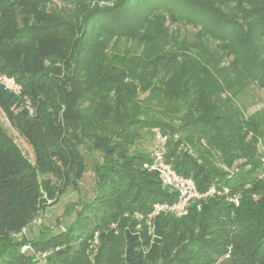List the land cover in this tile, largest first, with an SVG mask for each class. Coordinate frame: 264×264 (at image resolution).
<instances>
[{
	"label": "trees",
	"instance_id": "obj_1",
	"mask_svg": "<svg viewBox=\"0 0 264 264\" xmlns=\"http://www.w3.org/2000/svg\"><path fill=\"white\" fill-rule=\"evenodd\" d=\"M47 1L0 0V73L21 86L15 95L0 85V110L34 158L0 122V264H34L22 244L52 249L55 264H91L84 251L95 232L92 264H264V117L233 100L251 81L264 88V0H63L75 5L73 25L43 15ZM187 24L197 27L192 36L180 34ZM220 49L232 55L228 65ZM177 115L189 116L175 126ZM143 129L169 138L165 160L199 192L226 187L238 204L205 195L185 215L155 216L151 235L152 205L176 192L142 168L148 155L123 158ZM80 146L101 156L94 195L68 205L80 207L64 230L14 238L40 186L49 193L51 176L66 186L84 170Z\"/></svg>",
	"mask_w": 264,
	"mask_h": 264
},
{
	"label": "rangeland",
	"instance_id": "obj_2",
	"mask_svg": "<svg viewBox=\"0 0 264 264\" xmlns=\"http://www.w3.org/2000/svg\"><path fill=\"white\" fill-rule=\"evenodd\" d=\"M115 0H91L89 1V4L98 3L99 5H106V4H112ZM88 2H86V5ZM77 7V6H76ZM40 12L43 13V15L47 16L49 15L52 19H58V18H64L66 19L67 23L72 24L74 21V16L77 13V10L75 11V5L65 3L63 0H49L46 2V5L43 10L38 8ZM17 13V11H16ZM17 18V27L21 28L20 26L25 23V19H21V16L19 13L16 14ZM33 21V19H31ZM73 25V24H72ZM178 24H174V26H177ZM18 28V29H19ZM180 34H186L188 36H192L194 33V30L197 27H193L189 24L187 26L180 25ZM8 31V30H7ZM203 38L205 41L210 44L212 47L217 46L220 48L222 46L221 42L218 40L213 39L212 37L208 35H204ZM259 46L263 48L264 52V38H261L259 41ZM223 54V59L221 61L222 65H228L230 60L232 59V55L226 54L221 49L219 50ZM226 51V50H225ZM264 58V55L262 56ZM47 64V62H45ZM5 75V74H4ZM7 76V75H6ZM263 84L259 82H250L246 87V92H244L243 95H240L236 99H233L236 104L241 107V109L247 113V115H253L258 119L261 120L262 115L264 117V88L262 87ZM228 96V95H227ZM225 94H222L221 97H227ZM232 97V96H231ZM232 100V101H233ZM183 115H177L172 116V123L173 125L177 126L184 121V119H187L188 116ZM0 122L3 125V127L6 129V131L9 133V135L13 138V140L17 143L19 148L22 150V152L25 154V156L30 160L33 161V154L30 146L28 143L25 142L24 138L18 134V132L11 127L9 124L7 118L5 117L4 113L0 110ZM142 131V136L139 139H136L134 143L128 146V149L126 153L124 154L123 158H128L131 156H149L150 159L143 162L142 168L148 170L143 165L145 163L151 162L155 158V152L159 150V148H162L164 150L163 152V160H165V153L167 149V142L169 138H166L164 140H161V138L158 137V135L155 132L150 133L149 131H146L145 129L140 130ZM161 135V133H160ZM173 139H175L176 143L181 146L183 143V137L179 138L177 136H173ZM261 141L259 143L260 149L262 148L264 151V137L260 138ZM80 149L84 155V170L81 172V174L74 179V183L70 181L66 186H63L62 181L60 179H55L54 176H51V189L50 192L47 193L43 188L40 186L39 193L41 195L42 199L38 200V205L34 213L32 212L31 217L28 221V223L24 226H22L18 231L12 232L11 235L20 240L21 238H32L34 236H37L41 233L42 229L48 228L49 232L57 231L58 229L66 228V226L74 219L75 213L77 209L80 206H74L72 210H66L67 208H70V205L72 202L76 201L79 198H89L92 195H94V175L92 172V164L93 161H101V156L99 152H94L88 154L83 147L80 146ZM189 151L191 149L188 147ZM219 152H216L215 154H212V161L215 162V164L225 170L226 166L223 163H220V160L218 158ZM264 155V152H263ZM264 158V157H263ZM239 162H245L244 158H239ZM238 162V163H239ZM171 166V164H170ZM172 167V166H171ZM249 165L246 166L248 169ZM173 168V167H172ZM152 171V170H148ZM46 176V175H45ZM44 178V177H43ZM40 179V178H39ZM64 191V192H63ZM63 192V193H60ZM41 200V201H40ZM43 201V204H41ZM66 210V212H65ZM150 212V211H149ZM136 213L134 212L135 217ZM139 214V213H138ZM143 219V215L141 214V218ZM147 223H148V214L146 216ZM152 224V221H151ZM149 225V223H148ZM140 225H136V229H139ZM149 233L153 235V230L150 231V225L148 229ZM62 247H65L62 245ZM79 248V247H77ZM98 248V238H97V232L94 233L91 241L87 243V246L85 247V253L87 255V259L89 263H93L94 255L97 252ZM55 249H58L56 247ZM76 249V248H75ZM84 249V248H83ZM146 250V249H145ZM34 251V254H33ZM52 249L42 250L34 248V246H30L29 244H22L20 248V252L31 256V261L34 264H55L52 263L48 259V255ZM82 251V250H81ZM124 246H123V257H124ZM122 257V256H121ZM223 260L222 257L218 259L213 264H219ZM177 263V261L175 262Z\"/></svg>",
	"mask_w": 264,
	"mask_h": 264
},
{
	"label": "built area",
	"instance_id": "obj_3",
	"mask_svg": "<svg viewBox=\"0 0 264 264\" xmlns=\"http://www.w3.org/2000/svg\"><path fill=\"white\" fill-rule=\"evenodd\" d=\"M0 85L5 90L15 95L21 94V86L11 76L0 73ZM156 134L161 140L166 139V135H160L158 131H156ZM163 152L164 150L159 148V150L155 152V158L151 162L145 163L143 166L148 170L156 171L161 183L176 192V199L172 202L158 201L152 205L148 213L150 231L153 230L151 221L158 214L170 213L175 216L185 215L189 204L195 200L201 199L205 195L224 194L227 200L236 205L238 204V196L236 194H229L226 187L218 188L215 185H211L205 192H199L191 177L177 173L170 164L163 160ZM136 216L137 218H141V214L136 213Z\"/></svg>",
	"mask_w": 264,
	"mask_h": 264
}]
</instances>
